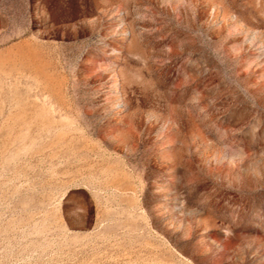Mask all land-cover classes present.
Masks as SVG:
<instances>
[{"label": "rangeland", "instance_id": "rangeland-1", "mask_svg": "<svg viewBox=\"0 0 264 264\" xmlns=\"http://www.w3.org/2000/svg\"><path fill=\"white\" fill-rule=\"evenodd\" d=\"M0 264H264V0H0Z\"/></svg>", "mask_w": 264, "mask_h": 264}]
</instances>
